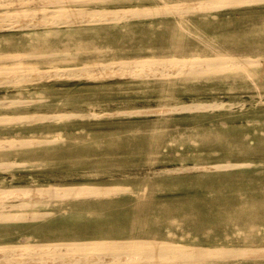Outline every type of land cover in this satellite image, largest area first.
I'll return each instance as SVG.
<instances>
[{
    "label": "rangeland",
    "instance_id": "rangeland-1",
    "mask_svg": "<svg viewBox=\"0 0 264 264\" xmlns=\"http://www.w3.org/2000/svg\"><path fill=\"white\" fill-rule=\"evenodd\" d=\"M192 1L46 2L23 11L109 13L187 8ZM205 10L123 22L0 27V66L25 63L35 78L13 82L0 76V137L46 140L0 151V161L26 163L0 170V187L123 184L132 189L112 198L40 206L51 216L0 225V244L108 237L150 239L181 252L264 249V1ZM173 57L252 62L197 75L103 77L99 71L114 62ZM85 65L99 75L39 80L45 71ZM214 102L224 106L174 109ZM38 114L49 119L12 121ZM204 264H264V251Z\"/></svg>",
    "mask_w": 264,
    "mask_h": 264
},
{
    "label": "bare ground",
    "instance_id": "bare-ground-1",
    "mask_svg": "<svg viewBox=\"0 0 264 264\" xmlns=\"http://www.w3.org/2000/svg\"><path fill=\"white\" fill-rule=\"evenodd\" d=\"M85 1L95 0H0V27L4 30H14L34 28L36 27V24H38L37 26L59 27L99 22H123L131 18H147L165 14L179 16L186 12L195 10H216L217 8L220 9L231 5L249 4L258 1L262 2L264 0H195L189 3L187 8H182L178 5L172 7L171 9H157V7L123 8L109 13L105 10H93L86 12V14L75 12L70 13L69 15L57 14L53 11L48 13L33 12L31 10L28 12L23 11V8L28 6H41L49 4L46 2L71 4ZM4 22L5 24L2 25ZM2 28H0V30H3ZM249 60L229 59L226 57L221 59H218L217 57H173L150 60L134 59L116 63L114 62L109 65L103 64L104 67L102 66L99 71H101V75H103V77H108L110 74V76L114 75V77L115 75L116 77L122 75L124 77L134 76V78L135 76H141V78L144 76L150 77V75H154L155 77L171 75L177 76V74L197 75L209 71H221L226 67L244 68L252 62ZM30 67L31 66L21 62L12 64L11 67L8 68L0 66V76H7L13 82H20L29 79L32 75H34L32 74V68ZM86 67L73 70L70 69V71H65L66 73L61 71L65 74L57 72L49 73V71H45L39 74L41 78L39 80L45 78L48 79L50 76L53 78L54 75L59 76V78L64 77H61V75H69L70 77L77 76L78 78L80 75H86V77L88 75L89 77V75L93 72H97L94 70V67L93 69L91 66ZM96 68H98V66ZM98 72L97 75H99ZM148 73L151 74L149 75ZM106 74L109 75L105 76ZM35 75H38L37 72ZM93 75L94 74L90 77H93ZM222 105L216 102L194 103L176 106L174 109L179 111L203 110L215 109L221 107ZM157 109L159 110V108ZM150 110L151 109H149V111ZM144 112L142 111L143 114ZM155 112L157 113L156 109ZM48 117L49 116L46 114L14 116L12 121H42V119ZM0 118L2 119L4 117ZM45 142L46 140L41 138L15 139V137H0V151L6 149H25L28 147L40 146ZM20 165L25 166L26 163L18 162L17 160L10 162L0 161V170L12 169ZM131 191L132 189L130 186L123 184H24L0 187V225L13 222H43L51 216L50 214L52 212L48 209L40 210L38 207L48 206L54 201L82 199L99 200L103 198L126 195ZM263 251L264 249L258 250L256 248H246L237 249L228 253V251L221 248H198L190 252H181L178 250L159 247L154 241L145 238L99 237L71 240H41L34 244L26 245L0 244V264H180L182 262H197L204 264L207 263V261L216 258L225 259L230 257H250Z\"/></svg>",
    "mask_w": 264,
    "mask_h": 264
}]
</instances>
